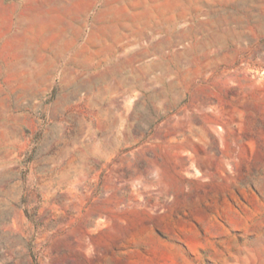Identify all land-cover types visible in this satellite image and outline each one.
<instances>
[{
	"label": "rangeland",
	"instance_id": "rangeland-1",
	"mask_svg": "<svg viewBox=\"0 0 264 264\" xmlns=\"http://www.w3.org/2000/svg\"><path fill=\"white\" fill-rule=\"evenodd\" d=\"M0 264H264V0H0Z\"/></svg>",
	"mask_w": 264,
	"mask_h": 264
}]
</instances>
